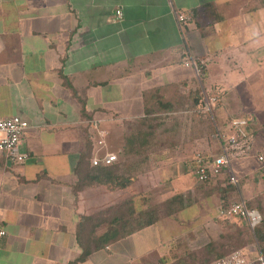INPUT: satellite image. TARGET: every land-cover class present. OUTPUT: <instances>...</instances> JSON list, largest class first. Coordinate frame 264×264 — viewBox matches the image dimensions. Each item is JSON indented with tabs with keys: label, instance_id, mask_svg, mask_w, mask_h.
<instances>
[{
	"label": "crops",
	"instance_id": "0c3cea01",
	"mask_svg": "<svg viewBox=\"0 0 264 264\" xmlns=\"http://www.w3.org/2000/svg\"><path fill=\"white\" fill-rule=\"evenodd\" d=\"M174 10L190 17L185 35ZM187 50L204 61L200 75L185 65ZM205 93L217 95L221 109L219 119L210 113L218 124L210 151H221L218 130L230 134V121L249 115L251 154H264V0H0V117L30 124L25 161L0 151V224L7 230L0 264H202L228 255L229 234L252 229L222 213L220 193L88 256L79 239L83 217L135 194L162 201L193 193L200 181L190 143L129 187L121 175L94 178L90 165L94 156L122 153L124 120L140 118L158 99L192 117ZM100 130L108 133L103 146ZM249 155L232 164L239 178L259 173L243 181L245 198L252 187L264 189L263 164L253 159L248 168ZM247 246L256 258V237Z\"/></svg>",
	"mask_w": 264,
	"mask_h": 264
},
{
	"label": "trees",
	"instance_id": "16d2710c",
	"mask_svg": "<svg viewBox=\"0 0 264 264\" xmlns=\"http://www.w3.org/2000/svg\"><path fill=\"white\" fill-rule=\"evenodd\" d=\"M199 98L200 96L196 99L194 107H197ZM217 105L218 102L214 110ZM180 106L170 102H161V99H158L145 110V114L140 118L124 120L122 122L124 134L122 153L111 164L101 163L95 166L92 158L90 167H92L93 177L104 179V177L121 175L125 186L129 187L142 175L158 169L162 162L171 163L180 157L184 154L181 152L182 148L188 143L192 144L197 151L193 159H189V163H193L196 167L193 169L198 168L201 159L212 161L219 153V151H210L209 147L212 135L218 129V124H214L212 116L204 109L199 110L198 108L192 117L187 118L183 114H173L172 111L182 108ZM241 117L249 120L251 130L252 123H254L252 117L249 115ZM250 133L253 139L256 138L254 130ZM226 170L228 168H224L221 173H210L208 179L200 182L193 193L191 191L186 195L174 193L162 201H153L152 197L143 193L135 194L119 203L103 208L96 214L83 217L86 227L85 232L84 228H80L79 239L87 242L88 247L84 250V254L88 256L93 251L106 248L117 240L156 225L166 216L174 217L185 208L186 204L199 200L201 197L220 193L222 207L225 209L235 202L231 200L227 203L229 196L241 197L245 200L243 179L238 177V183H232L231 174H226ZM260 175L264 179V171L260 172ZM245 201L250 208L259 209L262 214L263 220L255 229V237L260 247L259 251L264 255V189ZM99 227L103 229L102 234L97 232ZM214 247V243L209 246V248ZM83 259L84 257H81V260ZM167 261V264H181L179 260Z\"/></svg>",
	"mask_w": 264,
	"mask_h": 264
},
{
	"label": "built area",
	"instance_id": "2783aa9c",
	"mask_svg": "<svg viewBox=\"0 0 264 264\" xmlns=\"http://www.w3.org/2000/svg\"><path fill=\"white\" fill-rule=\"evenodd\" d=\"M174 14L178 23V27L183 35H185V25L189 21L190 17L184 13L174 10ZM116 19H121L122 10L116 11ZM185 62L186 66L193 67L197 74L200 75L202 71L203 60H200L195 55H192L190 50ZM218 96L215 94H203V97L199 104V110L204 109L206 112L212 114L217 102ZM232 132L225 134L221 130H218L217 137L221 141V151L217 154L212 161L207 159H201L196 173L198 180L203 182L208 179L210 173H221L224 168H228L231 171L230 181L232 183H238L239 178L234 172L232 164L233 160L237 157H245L251 154L254 139L249 129V120L245 117H237L231 120ZM30 124L24 118L14 115L12 117H0V151L6 153L13 160L21 163L28 157L27 153L21 150V144L23 136ZM97 126V125H96ZM100 137L98 144L100 146L105 145V138L107 132L100 130ZM118 159V155L112 152H106L103 157L94 156L92 159L93 165H99L101 163L111 164ZM259 161L263 163L264 171V154L258 155ZM222 213L226 216L239 215L247 221L249 227L255 232L256 227L262 222L263 217L258 209L250 208L244 199L233 202L228 208H223ZM7 235V230L0 224V238ZM206 264H264V255L259 253L256 258H250L243 248L232 250L228 255L213 259Z\"/></svg>",
	"mask_w": 264,
	"mask_h": 264
},
{
	"label": "rangeland",
	"instance_id": "374dc122",
	"mask_svg": "<svg viewBox=\"0 0 264 264\" xmlns=\"http://www.w3.org/2000/svg\"><path fill=\"white\" fill-rule=\"evenodd\" d=\"M219 111H221V109L220 108H218V109H215V115H216V117H217V119H219V116H218V112ZM220 121V120H219ZM223 121H225V120H223ZM220 123H222V122H220ZM221 125H223V123L221 124ZM229 126H230V128H232V124H231V121H230V124H229ZM187 132V131H186ZM259 138V137H258ZM257 138V139H258ZM254 157H256L255 156V154H251V155H249L247 158H245V159H248L249 161H247V160H245V159H243V162H244V165L246 164V166L249 168L250 166V164H251V162H253V159L255 160V161H258V159H257V157L256 158H254ZM236 160H234V162H235ZM233 162V163H234ZM235 163H237V161L235 162ZM260 164V166L263 164H261V163H259ZM259 164H258V167H259ZM261 171H263V169H260ZM225 173L227 174H231V171H230V169H228V170H226L225 171ZM259 173L256 171L255 173H254V175L252 174V175H247V176H244L243 178H241V179H243V181H247L248 179H250V181H255V178H256V176L258 175ZM225 175V174H224ZM261 177V176H260ZM257 178H259V175L257 176ZM250 194H251V197L250 198H252V197H254L255 195H257L256 193H255V191H254V187H252V189H251V192H250ZM250 194L248 195V196H250ZM255 194V195H254ZM241 199V197H232V196H229L228 197V199H227V203L229 202V201H231V200H234L235 202H236V200H240ZM248 197L245 199V200H247L248 201ZM259 210V209H258ZM248 231V228H247V225H244V227H242V230L240 231V233H235V232H231L230 234H229V243H231V247L230 248H228V249H226L225 250V253L227 254V253H229V252H231L232 250H234V249H238V248H243V246H246V245H248L249 246V244L250 243H254L255 242V236H256V234L254 233V232H252L251 230L249 231V232H247ZM236 235H238V236H236ZM249 235H251V236H249ZM249 243V244H248ZM247 246V247H248ZM252 246V245H251ZM209 260H207L206 262L204 261L202 264H206L207 262H208Z\"/></svg>",
	"mask_w": 264,
	"mask_h": 264
}]
</instances>
